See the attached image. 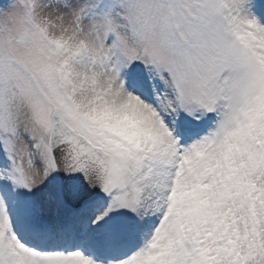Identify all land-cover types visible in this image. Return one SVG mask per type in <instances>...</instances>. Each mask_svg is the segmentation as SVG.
Returning <instances> with one entry per match:
<instances>
[{
    "label": "snow or ice",
    "instance_id": "obj_1",
    "mask_svg": "<svg viewBox=\"0 0 264 264\" xmlns=\"http://www.w3.org/2000/svg\"><path fill=\"white\" fill-rule=\"evenodd\" d=\"M0 264H264V0H0Z\"/></svg>",
    "mask_w": 264,
    "mask_h": 264
}]
</instances>
